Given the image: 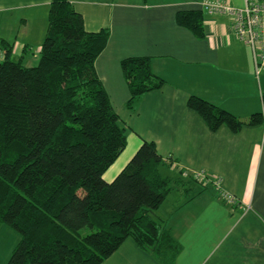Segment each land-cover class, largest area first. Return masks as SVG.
I'll return each instance as SVG.
<instances>
[{
	"label": "trees",
	"instance_id": "trees-1",
	"mask_svg": "<svg viewBox=\"0 0 264 264\" xmlns=\"http://www.w3.org/2000/svg\"><path fill=\"white\" fill-rule=\"evenodd\" d=\"M177 18L204 37L201 10H180ZM110 33L88 31L70 0H52L35 65L15 58L1 38L0 225L20 234L6 264H102L128 237L174 264L181 244L156 212L173 189L189 201L212 185L182 168L166 173L174 160L147 139L112 181L106 178L128 143L96 69ZM121 67L132 111L165 83L150 56L125 57ZM188 105L212 130L264 123V110L241 118L198 95Z\"/></svg>",
	"mask_w": 264,
	"mask_h": 264
},
{
	"label": "crops",
	"instance_id": "crops-1",
	"mask_svg": "<svg viewBox=\"0 0 264 264\" xmlns=\"http://www.w3.org/2000/svg\"><path fill=\"white\" fill-rule=\"evenodd\" d=\"M70 1L88 31L111 32L96 69L127 127L128 143L106 178L112 180L145 139L154 141L164 159L174 160L166 173L204 170L219 177V188L235 198L228 202L213 184L189 201L179 189L170 192L156 217L181 244L174 264H264V123L239 132L227 125L212 130L188 105L189 97L198 95L241 118L264 110V69L257 74L251 48L235 34L233 17L207 13L206 0ZM51 2L0 0V48L4 38L13 56L31 66L28 61L39 57L47 33ZM180 10L203 12L204 37L178 22ZM129 56H150L154 72L165 79L133 111L121 67ZM19 240L16 230L0 225V264L8 262ZM102 264L163 263L128 237Z\"/></svg>",
	"mask_w": 264,
	"mask_h": 264
},
{
	"label": "built area",
	"instance_id": "built-area-1",
	"mask_svg": "<svg viewBox=\"0 0 264 264\" xmlns=\"http://www.w3.org/2000/svg\"><path fill=\"white\" fill-rule=\"evenodd\" d=\"M203 9L209 14L225 13L233 17L235 34L251 48L259 75L264 69V0H245L243 7L234 6L224 0H206ZM3 57L4 52L0 50V59ZM194 175L219 188V177L211 176L204 170L194 172ZM220 191L228 202H235L232 194L221 189Z\"/></svg>",
	"mask_w": 264,
	"mask_h": 264
},
{
	"label": "rangeland",
	"instance_id": "rangeland-1",
	"mask_svg": "<svg viewBox=\"0 0 264 264\" xmlns=\"http://www.w3.org/2000/svg\"><path fill=\"white\" fill-rule=\"evenodd\" d=\"M30 56H34V54L33 53H31L30 54ZM38 62V56H36V57H33L32 59L30 58L29 59V61H28V63L30 64V65H35L36 63ZM28 65V64H27ZM114 105V104H113ZM187 172H189V171H187ZM112 181V180H111ZM3 225H5V226H9L8 224H3ZM11 227V226H10ZM15 230V229H14ZM17 232V231H16ZM19 234V233H18Z\"/></svg>",
	"mask_w": 264,
	"mask_h": 264
}]
</instances>
